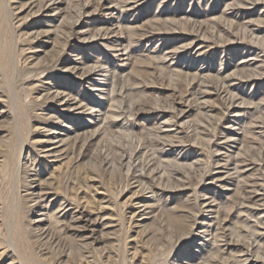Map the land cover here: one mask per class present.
<instances>
[{
	"label": "rangeland",
	"instance_id": "rangeland-1",
	"mask_svg": "<svg viewBox=\"0 0 264 264\" xmlns=\"http://www.w3.org/2000/svg\"><path fill=\"white\" fill-rule=\"evenodd\" d=\"M0 264H264V0H0Z\"/></svg>",
	"mask_w": 264,
	"mask_h": 264
},
{
	"label": "bare ground",
	"instance_id": "bare-ground-1",
	"mask_svg": "<svg viewBox=\"0 0 264 264\" xmlns=\"http://www.w3.org/2000/svg\"><path fill=\"white\" fill-rule=\"evenodd\" d=\"M154 145V144H153Z\"/></svg>",
	"mask_w": 264,
	"mask_h": 264
}]
</instances>
